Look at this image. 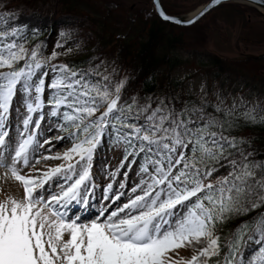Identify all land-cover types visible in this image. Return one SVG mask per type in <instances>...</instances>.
<instances>
[{
    "label": "snow or ice",
    "instance_id": "obj_1",
    "mask_svg": "<svg viewBox=\"0 0 264 264\" xmlns=\"http://www.w3.org/2000/svg\"><path fill=\"white\" fill-rule=\"evenodd\" d=\"M38 36L3 6L0 168L21 192L0 200V264H264V153L238 134L264 109L205 83L141 94L99 57L61 60L69 33L47 54ZM90 201L93 216L69 215Z\"/></svg>",
    "mask_w": 264,
    "mask_h": 264
},
{
    "label": "rangeland",
    "instance_id": "obj_2",
    "mask_svg": "<svg viewBox=\"0 0 264 264\" xmlns=\"http://www.w3.org/2000/svg\"><path fill=\"white\" fill-rule=\"evenodd\" d=\"M161 1V0H160ZM208 0H162L161 3L170 13L179 14L189 12ZM7 4L12 12L21 21L27 22L29 27L35 26L39 32L37 42L43 41L46 54L50 53L57 40L61 39L60 33L70 34L69 45L73 52L61 60H72L99 57L106 61L110 68H115L120 76H131V69L121 70L117 61V42L132 37H139L142 28L147 27L156 12L151 0H0V10ZM239 2L223 4L191 26L172 27V34L181 38L182 47L176 50L180 54L182 64L177 67L173 76L186 85H191L197 92L202 83L207 85L209 91H222L231 98L243 97L248 105H259L264 109V56L251 57L248 60L230 61L231 57H244L246 54L259 55L264 52V11L253 7L256 14L245 11ZM248 7V6H247ZM169 13V14H170ZM15 23V21H11ZM140 41V40H138ZM79 46V47H77ZM168 52V50H163ZM216 57L222 58L221 68L212 66ZM258 115H264L259 112ZM15 126L12 133L15 135ZM241 134L246 132L241 131ZM69 146L58 145L55 152H63ZM111 156V153L108 154ZM60 161L41 162L38 168L54 167ZM115 165L116 161L113 160ZM99 163L94 167V172H99ZM5 170L0 168V200L5 194L20 195L18 182L10 176L5 182L2 175ZM99 183V176H96ZM50 187L55 185L50 182ZM100 189L96 190L99 198ZM83 206L84 213L90 216L97 211ZM80 208V209H81ZM94 210V211H93ZM77 215V214H76ZM190 256L191 250L183 253Z\"/></svg>",
    "mask_w": 264,
    "mask_h": 264
},
{
    "label": "trees",
    "instance_id": "obj_3",
    "mask_svg": "<svg viewBox=\"0 0 264 264\" xmlns=\"http://www.w3.org/2000/svg\"><path fill=\"white\" fill-rule=\"evenodd\" d=\"M176 24L162 20L155 15L147 24V27L142 28L137 38H130L126 40V44H122V40L117 42V61L118 67L121 70L131 69V76L129 77L131 87L139 91L141 94H179L187 95L191 85H186L184 81L178 80L173 76L174 70L182 64L180 54L176 50L182 47L181 38L172 34V27ZM140 40V41H138ZM35 42H37L35 40ZM168 50V52H163ZM212 66L217 69L222 67V58L216 57ZM86 59L72 60L76 64H80ZM244 131L246 134H241ZM240 135L250 137L254 146L264 153V123L257 122L255 125L245 126L239 130ZM251 215H255L252 213ZM246 217L233 219L223 226V233L236 227L238 223L242 222Z\"/></svg>",
    "mask_w": 264,
    "mask_h": 264
},
{
    "label": "water",
    "instance_id": "obj_4",
    "mask_svg": "<svg viewBox=\"0 0 264 264\" xmlns=\"http://www.w3.org/2000/svg\"><path fill=\"white\" fill-rule=\"evenodd\" d=\"M230 2H239V3H242V4L246 5V6L253 7L255 9L259 10V11H264V9H262L260 7V5L258 3V0H222V3L220 5H218V6H215V7H212L211 0H208L207 2H205L202 5H200L199 7L195 8V9L189 11V12L182 13V14H169L164 9L161 1H160V4H161L162 8L164 9V11L166 12L167 15L173 16V17H177V18H179L182 21L193 20L197 16H199V14H200L201 11H204L205 12V15H203L198 20H196V22H197L200 19H202L204 16H206L209 12H211L212 10H214L215 8H217V7H219V6L223 5V4H226V3H230ZM151 3L153 5V7H154L155 6V0H151ZM156 14H157V12H156ZM157 16L159 18H161L158 14H157ZM168 22H171V21H168ZM171 23H173V22H171ZM173 24H176V23H173ZM193 24L181 23V24H176V25H178V26H191ZM262 56H264V52L261 53V54H259V55H253V54L249 53V54H246V56H244V57H231V58H229V60L230 61H240V60H248L251 57H262ZM262 74L264 76V72H262Z\"/></svg>",
    "mask_w": 264,
    "mask_h": 264
},
{
    "label": "flooded vegetation",
    "instance_id": "obj_5",
    "mask_svg": "<svg viewBox=\"0 0 264 264\" xmlns=\"http://www.w3.org/2000/svg\"><path fill=\"white\" fill-rule=\"evenodd\" d=\"M162 1V0H161ZM163 4V3H162ZM164 6V5H163ZM239 7H241V8H243L245 11H248L249 13H253V14H256L257 15V12H255L254 11V9H251L249 6L247 7V6H240V5H238ZM164 9H165V7H164ZM166 10V9H165ZM167 11V10H166ZM168 12V11H167ZM168 13H170V11L168 12ZM180 13V11L179 12H177L176 11V13H170V14H179ZM262 24H264V22L262 21Z\"/></svg>",
    "mask_w": 264,
    "mask_h": 264
},
{
    "label": "bare ground",
    "instance_id": "obj_6",
    "mask_svg": "<svg viewBox=\"0 0 264 264\" xmlns=\"http://www.w3.org/2000/svg\"><path fill=\"white\" fill-rule=\"evenodd\" d=\"M90 204H91V206H93V202L90 203ZM77 206H78V205H75V204L72 205L71 208H70V211H71V212H76V211H73V210H74V207H77ZM80 208H81V207H80ZM80 208H79V210L81 211V217H82V216L85 217L88 213L91 214L90 212H87V213L85 212V213H84V210H85V209L82 210V208H81V209H80ZM70 211H69V212H70ZM93 211H94V210H93ZM71 212H70V214H71ZM89 214H88L87 216H90ZM91 216H92V215H91Z\"/></svg>",
    "mask_w": 264,
    "mask_h": 264
}]
</instances>
